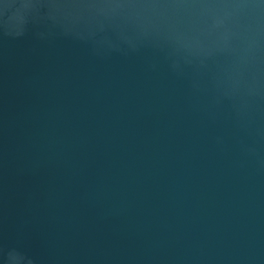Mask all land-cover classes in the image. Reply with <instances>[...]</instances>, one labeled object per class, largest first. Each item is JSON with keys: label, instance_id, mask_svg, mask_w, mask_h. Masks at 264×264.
I'll return each instance as SVG.
<instances>
[{"label": "water", "instance_id": "obj_1", "mask_svg": "<svg viewBox=\"0 0 264 264\" xmlns=\"http://www.w3.org/2000/svg\"><path fill=\"white\" fill-rule=\"evenodd\" d=\"M0 264H264V0H0Z\"/></svg>", "mask_w": 264, "mask_h": 264}]
</instances>
